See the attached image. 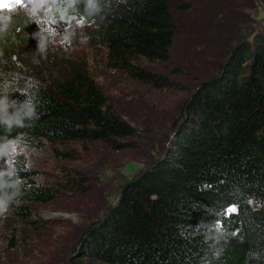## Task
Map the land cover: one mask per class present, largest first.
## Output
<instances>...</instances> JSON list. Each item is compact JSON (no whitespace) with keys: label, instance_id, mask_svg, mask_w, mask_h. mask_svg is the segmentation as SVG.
Masks as SVG:
<instances>
[{"label":"trees","instance_id":"16d2710c","mask_svg":"<svg viewBox=\"0 0 264 264\" xmlns=\"http://www.w3.org/2000/svg\"><path fill=\"white\" fill-rule=\"evenodd\" d=\"M67 5L90 23L89 38L106 47L112 67L155 87L172 86L133 63L139 56L170 61L177 26L169 0ZM30 30L26 21L0 27V71L15 80L0 85V97H7L10 116L21 102L34 111L0 122V145L23 139L39 149L73 140L134 147L127 139L136 136L135 126L109 103L85 63L43 54L36 67L17 50L28 44ZM253 47L243 44L221 75L202 84L187 103L191 116L178 129L175 151L124 186L69 264H264V32ZM37 177L0 154V195L23 218L31 216V204L59 195Z\"/></svg>","mask_w":264,"mask_h":264},{"label":"rangeland","instance_id":"374dc122","mask_svg":"<svg viewBox=\"0 0 264 264\" xmlns=\"http://www.w3.org/2000/svg\"><path fill=\"white\" fill-rule=\"evenodd\" d=\"M67 4L68 0H30L1 11L0 27L16 21L30 24L28 44L17 50L36 67L43 54H50L54 62L73 58L85 63L109 103L135 126L136 136L127 140L136 145L114 149L103 141L73 140L39 149L23 139L0 145L6 160L35 170L38 180L59 194L48 203L31 204L28 219L7 203L0 215V264H69L79 259L87 231L119 202L124 186L166 158L171 147L175 151L178 127L191 116L185 110L188 101L205 81L234 62L243 44L253 47L257 34L264 32V0H169L177 26L170 61L142 56L133 60L173 82L161 88L112 67L106 47L89 38L90 23ZM14 81L7 71H0V85Z\"/></svg>","mask_w":264,"mask_h":264},{"label":"clouds","instance_id":"9594fccd","mask_svg":"<svg viewBox=\"0 0 264 264\" xmlns=\"http://www.w3.org/2000/svg\"><path fill=\"white\" fill-rule=\"evenodd\" d=\"M89 6H92V0H89ZM15 103L16 102L13 101V105H15ZM10 106L7 97H0V122L11 123L14 120L19 122L24 116L32 117L34 115L32 107L25 102H21L16 112L10 116L8 114V108ZM7 203L8 198L0 196V215H3L7 211Z\"/></svg>","mask_w":264,"mask_h":264},{"label":"snow or ice","instance_id":"6c2138e0","mask_svg":"<svg viewBox=\"0 0 264 264\" xmlns=\"http://www.w3.org/2000/svg\"><path fill=\"white\" fill-rule=\"evenodd\" d=\"M20 0H13L12 4H8L5 2V0H0V8H10V7H14L15 3H19ZM232 211H235V209H232Z\"/></svg>","mask_w":264,"mask_h":264},{"label":"bare ground","instance_id":"6f19581e","mask_svg":"<svg viewBox=\"0 0 264 264\" xmlns=\"http://www.w3.org/2000/svg\"><path fill=\"white\" fill-rule=\"evenodd\" d=\"M181 125H182V124H181ZM181 125H179L178 129L180 128Z\"/></svg>","mask_w":264,"mask_h":264}]
</instances>
